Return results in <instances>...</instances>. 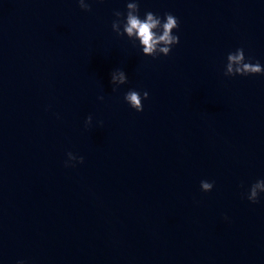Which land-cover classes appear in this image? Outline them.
<instances>
[{
	"label": "water",
	"instance_id": "obj_1",
	"mask_svg": "<svg viewBox=\"0 0 264 264\" xmlns=\"http://www.w3.org/2000/svg\"><path fill=\"white\" fill-rule=\"evenodd\" d=\"M85 2L0 0V264H264V75H223L264 66V0H137L178 20L155 59Z\"/></svg>",
	"mask_w": 264,
	"mask_h": 264
},
{
	"label": "clouds",
	"instance_id": "obj_2",
	"mask_svg": "<svg viewBox=\"0 0 264 264\" xmlns=\"http://www.w3.org/2000/svg\"><path fill=\"white\" fill-rule=\"evenodd\" d=\"M99 2V0H98ZM78 7L81 11H91L90 5L85 0H77ZM115 19L112 22V31L117 37L126 36L129 40L138 41L139 47L142 49V54L145 57L156 58L157 56H168L172 47L178 44L179 37L173 35V31L178 29V20L170 13H166L161 19L160 16L149 11L144 14L143 19L139 15V5L137 0H131L126 4V11L121 13L115 11L113 13ZM123 17V20L121 19ZM223 75L225 77L233 76H259L264 75V66L259 62L253 64L250 61H245L244 50L238 48L235 52H230L226 57V64ZM127 82V76L123 70H115L110 73V83L115 86L112 91L124 85ZM148 93L144 92L143 96L135 90L128 91L124 96V101L129 107L137 113L143 111L142 99L146 100ZM92 117L89 116L85 120V125H90ZM75 161L77 164L83 163V158H77L72 153L67 154L65 167H72ZM213 188V183L201 181L200 189L202 192H210ZM264 193V180H257L253 183L246 194V199L249 203L255 204L258 202L259 195Z\"/></svg>",
	"mask_w": 264,
	"mask_h": 264
}]
</instances>
